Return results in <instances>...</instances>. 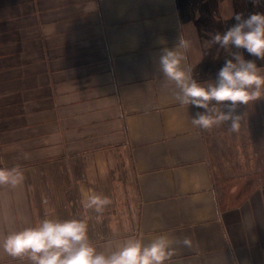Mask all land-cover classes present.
<instances>
[{"label": "crops", "instance_id": "0c3cea01", "mask_svg": "<svg viewBox=\"0 0 264 264\" xmlns=\"http://www.w3.org/2000/svg\"><path fill=\"white\" fill-rule=\"evenodd\" d=\"M235 3L0 0V161L26 177L0 187V236L46 211L80 215L94 191L113 201L89 221L101 251L167 233L192 242L171 264H264L259 100L237 106V131L202 130L191 117L203 109L177 104L159 70L162 48L181 35L193 42L194 78L214 81L229 53L206 42L236 23L229 14L249 16ZM0 264L25 262L0 250Z\"/></svg>", "mask_w": 264, "mask_h": 264}, {"label": "clouds", "instance_id": "9594fccd", "mask_svg": "<svg viewBox=\"0 0 264 264\" xmlns=\"http://www.w3.org/2000/svg\"><path fill=\"white\" fill-rule=\"evenodd\" d=\"M252 3L259 5L260 0ZM233 17V26L222 34L215 33L206 42V48L217 45L219 50L229 53L214 81L200 82L194 78L196 65L188 63L193 42L181 35L171 49L163 47L159 57V70L173 86V100L185 109H203L191 117L192 125L202 130L227 125L231 131H237L241 119L235 115L237 106L264 98V66L246 60L241 51L264 61V13H253L247 18L239 13L228 16ZM204 55L206 52L201 60ZM23 158L30 156L25 153ZM25 179L19 165L6 167L0 161V187L16 189L24 185ZM41 201L44 206L49 205L46 195H42ZM112 203L108 196L88 192L80 201V215L60 218L54 211H46L34 224L0 236V250L25 264H171L178 245L192 246L187 237L180 241L162 233L148 242L140 237L110 240L109 251L99 250L90 238L89 221L101 222Z\"/></svg>", "mask_w": 264, "mask_h": 264}, {"label": "rangeland", "instance_id": "374dc122", "mask_svg": "<svg viewBox=\"0 0 264 264\" xmlns=\"http://www.w3.org/2000/svg\"><path fill=\"white\" fill-rule=\"evenodd\" d=\"M235 3V6H238L239 9L242 10L244 17H246L247 14H253V13H264V0H260L259 5H253L252 0H233ZM264 63V61H261ZM262 67V66H259ZM259 105H260V112L262 115V118L264 119V98L258 99Z\"/></svg>", "mask_w": 264, "mask_h": 264}]
</instances>
